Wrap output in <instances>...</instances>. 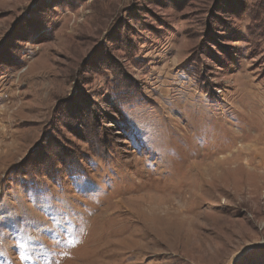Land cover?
I'll use <instances>...</instances> for the list:
<instances>
[{
  "label": "rangeland",
  "instance_id": "374dc122",
  "mask_svg": "<svg viewBox=\"0 0 264 264\" xmlns=\"http://www.w3.org/2000/svg\"><path fill=\"white\" fill-rule=\"evenodd\" d=\"M0 264H264V0H0Z\"/></svg>",
  "mask_w": 264,
  "mask_h": 264
},
{
  "label": "bare ground",
  "instance_id": "6f19581e",
  "mask_svg": "<svg viewBox=\"0 0 264 264\" xmlns=\"http://www.w3.org/2000/svg\"><path fill=\"white\" fill-rule=\"evenodd\" d=\"M153 214H155V213H153ZM159 216V215H158ZM143 233V232H142ZM159 234V233H158ZM147 236V235H146Z\"/></svg>",
  "mask_w": 264,
  "mask_h": 264
}]
</instances>
